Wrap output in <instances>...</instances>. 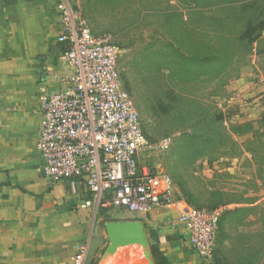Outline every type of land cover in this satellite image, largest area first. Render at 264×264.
Returning <instances> with one entry per match:
<instances>
[{"label": "rangeland", "instance_id": "374dc122", "mask_svg": "<svg viewBox=\"0 0 264 264\" xmlns=\"http://www.w3.org/2000/svg\"><path fill=\"white\" fill-rule=\"evenodd\" d=\"M79 1L76 9L94 35H109L114 43L125 47L119 64L122 86L140 114L148 143L156 145L172 138L169 150L144 152L140 166L168 176L176 202L220 214L222 228L218 230L212 264H245L251 254L264 247V31L248 52L239 48V37L246 20L259 15L252 2H259L264 10V0H209L198 11L182 7L179 0H111L100 14L89 11V0ZM247 2L251 3L244 12ZM155 10H177L183 15L185 30L197 41L198 46L192 48L200 50L199 62L222 54H232L233 58L222 62L211 59L203 72L197 64L188 74L190 80L197 81L185 89L178 86L187 78L182 61H176L174 68L165 67L163 72L154 58L153 63L148 59L147 64L139 66L138 53L163 49L168 42L161 20L152 16ZM140 13L150 17L137 22ZM164 55L172 57L169 51ZM226 63L229 77L221 83L211 67ZM219 112L225 117L221 124L202 123ZM189 117L193 120H187ZM149 246L148 242L147 247L120 248L117 256L104 247L95 261L153 264Z\"/></svg>", "mask_w": 264, "mask_h": 264}, {"label": "crops", "instance_id": "0c3cea01", "mask_svg": "<svg viewBox=\"0 0 264 264\" xmlns=\"http://www.w3.org/2000/svg\"><path fill=\"white\" fill-rule=\"evenodd\" d=\"M63 1L0 0V264H75L95 238H106L107 224L124 222L142 223L173 264H212L191 249L177 204L132 218L97 205L82 182L45 176L36 150L42 106L72 75L58 42ZM69 2L76 9L80 1Z\"/></svg>", "mask_w": 264, "mask_h": 264}, {"label": "built area", "instance_id": "2783aa9c", "mask_svg": "<svg viewBox=\"0 0 264 264\" xmlns=\"http://www.w3.org/2000/svg\"><path fill=\"white\" fill-rule=\"evenodd\" d=\"M62 61L72 70L66 87L42 106L36 150L45 161V176L82 182L95 203L148 216L154 209L177 204L180 224L200 260L215 252L220 214L207 213L174 200V185L164 174L141 167L147 150L167 151L172 138L150 145L129 93L123 89L122 49L109 35L95 36L82 14L69 2L58 4ZM86 202L82 208H88ZM86 250L74 258L84 264Z\"/></svg>", "mask_w": 264, "mask_h": 264}, {"label": "trees", "instance_id": "16d2710c", "mask_svg": "<svg viewBox=\"0 0 264 264\" xmlns=\"http://www.w3.org/2000/svg\"><path fill=\"white\" fill-rule=\"evenodd\" d=\"M111 0H89L87 6L89 7L90 12L99 13L103 11L102 7L103 5L109 4ZM114 0L113 2H115ZM209 0H179V2L182 4V7L191 8L193 11H198L199 9L203 8L204 4L208 2ZM112 2V5H113ZM251 2L245 3L243 6L244 12H248V7ZM138 6L141 8V10H145L142 3L138 4ZM253 10L255 12H259L258 17L248 19L244 23L243 30L240 33L239 37V48H245L247 49V52L249 49L251 50V47L253 44L257 43L263 36L264 31V10L261 8L259 2H252ZM197 9V10H196ZM158 16H155L157 15ZM154 17H157L161 20L163 28L166 30V36H167V43L164 46L165 48L160 50H155L152 52H142L141 54L138 53L139 57L137 59V64L140 66L143 64H147L148 59L150 62L153 63L151 59H155L154 63L158 60V70L159 71H165V67L168 68H174V66L177 65L176 61H182V64L184 68L187 70L184 75L187 76L184 77V79L178 84L180 89L190 88L191 86H194V82L197 81L196 79L190 80V77H188V74L190 75V71L196 70L195 66L201 65V70L199 72H203L202 70L205 69L206 66L210 65L211 59L218 60L217 62L222 61H228L233 58V55H216L213 58L207 57L202 62H199L201 59L200 50L198 48H192L198 46L196 43V40H193L194 35L190 33L189 31L185 30V19L183 15H181L177 10L174 11H168V10H155ZM147 17H150L149 15L140 13L139 18L137 19V22L140 21V23L144 22ZM115 44L120 47L123 51L125 49L124 45L121 43ZM171 52L172 57L170 58L169 55H164L165 52ZM164 56V57H163ZM172 59V61H171ZM122 60V59H121ZM121 62V61H120ZM196 62V63H195ZM204 63V64H203ZM196 64V65H195ZM198 64V65H197ZM229 64H222V65H213L211 67V70H215V78H220V82L224 83V80L229 77ZM173 70V69H171ZM210 71H207L205 74H208ZM212 74V73H211ZM123 82L125 84V87H129L128 81L124 78ZM172 88H176V85L173 84ZM169 90V89H168ZM172 97H175L176 93L172 92L170 93ZM183 100L182 97H179ZM199 106V108L202 107L201 103L196 102ZM163 114L168 115L170 114L169 111L162 110ZM190 115V114H188ZM225 117L223 114L216 113L212 114V120H208L202 123H207L212 126H215L216 123L223 122ZM185 120V118H184ZM187 120L191 121V117H189ZM261 123L264 125V118H262ZM211 126V127H212ZM222 228L221 220L219 222V230ZM151 258L153 264H173L168 258H166L159 247L155 244L150 243L149 246ZM252 255V256H251ZM245 261V264H264V247H262L261 251L258 250L253 254H251ZM94 264H97L95 261Z\"/></svg>", "mask_w": 264, "mask_h": 264}, {"label": "water", "instance_id": "95a60500", "mask_svg": "<svg viewBox=\"0 0 264 264\" xmlns=\"http://www.w3.org/2000/svg\"><path fill=\"white\" fill-rule=\"evenodd\" d=\"M106 238H95L90 245L84 264H94L98 252L108 247L110 254L119 247L131 245L148 246L145 228L140 222L109 223L106 225Z\"/></svg>", "mask_w": 264, "mask_h": 264}, {"label": "bare ground", "instance_id": "6f19581e", "mask_svg": "<svg viewBox=\"0 0 264 264\" xmlns=\"http://www.w3.org/2000/svg\"><path fill=\"white\" fill-rule=\"evenodd\" d=\"M136 246V245H135ZM129 247H131V246H129ZM132 247H133V245H132ZM129 251V250H128Z\"/></svg>", "mask_w": 264, "mask_h": 264}]
</instances>
